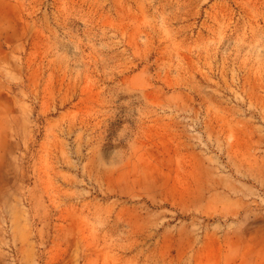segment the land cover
<instances>
[{"label": "rangeland", "instance_id": "obj_1", "mask_svg": "<svg viewBox=\"0 0 264 264\" xmlns=\"http://www.w3.org/2000/svg\"><path fill=\"white\" fill-rule=\"evenodd\" d=\"M0 264H264V0H0Z\"/></svg>", "mask_w": 264, "mask_h": 264}]
</instances>
